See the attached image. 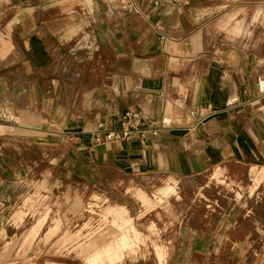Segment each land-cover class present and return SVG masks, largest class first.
<instances>
[{"label":"crops","instance_id":"obj_1","mask_svg":"<svg viewBox=\"0 0 264 264\" xmlns=\"http://www.w3.org/2000/svg\"><path fill=\"white\" fill-rule=\"evenodd\" d=\"M129 106L155 134L107 136ZM0 138L86 184L264 173V0H0ZM245 196L182 224L170 264H264V192ZM4 233L0 264L37 263L43 245Z\"/></svg>","mask_w":264,"mask_h":264},{"label":"rangeland","instance_id":"obj_2","mask_svg":"<svg viewBox=\"0 0 264 264\" xmlns=\"http://www.w3.org/2000/svg\"><path fill=\"white\" fill-rule=\"evenodd\" d=\"M7 149L12 154L6 155ZM26 150L0 138V216L12 217L0 218V239L8 222L22 242L43 245L36 264H170L179 255L182 224L216 211L218 197H246V189L248 197L264 192V173L254 167L248 173L232 170V177L218 166L186 177L113 174L86 184L54 168L58 159L44 147ZM123 235L130 246L118 244V255L109 258L105 249Z\"/></svg>","mask_w":264,"mask_h":264},{"label":"built area","instance_id":"obj_3","mask_svg":"<svg viewBox=\"0 0 264 264\" xmlns=\"http://www.w3.org/2000/svg\"><path fill=\"white\" fill-rule=\"evenodd\" d=\"M155 124L156 122L139 107L129 106L120 117L119 130L111 131L107 136L112 139H130L138 133L155 134Z\"/></svg>","mask_w":264,"mask_h":264},{"label":"bare ground","instance_id":"obj_4","mask_svg":"<svg viewBox=\"0 0 264 264\" xmlns=\"http://www.w3.org/2000/svg\"><path fill=\"white\" fill-rule=\"evenodd\" d=\"M113 214L120 216L117 212H113ZM118 244H120L122 248H126L130 246L129 237L126 235H123L119 243H116L115 245L109 246V248L105 249V253L106 255H108L109 258H112L118 255Z\"/></svg>","mask_w":264,"mask_h":264}]
</instances>
